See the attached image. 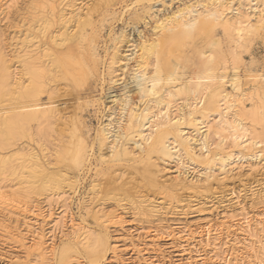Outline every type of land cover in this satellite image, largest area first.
I'll return each instance as SVG.
<instances>
[{"label": "bare ground", "instance_id": "bare-ground-1", "mask_svg": "<svg viewBox=\"0 0 264 264\" xmlns=\"http://www.w3.org/2000/svg\"><path fill=\"white\" fill-rule=\"evenodd\" d=\"M206 1L202 0L198 3L197 6L201 10L197 9L196 5H188L179 1H177L176 8H172V3H175L173 0H156V4L147 6L139 4L140 12L137 13L138 15L133 13L138 20H144V15L149 17L153 15V10L156 8L154 5L157 4L165 12L162 17L152 16L150 18L153 25L149 24V30L152 32L148 33L149 36L141 35L139 30L140 46L133 45V49H124L127 51H124L123 55L117 52L109 55L110 62L106 64V70L115 73L114 78L116 79H109V84L114 85L122 80L125 82L126 75L131 70L132 75L130 76L135 83V89L132 92L128 89L119 96L107 97L110 101L106 103L111 105L105 108L107 112H111L107 115V119L109 122L115 121V129L107 128L109 123L107 126L100 125L94 137L91 138L84 120L90 96L84 94L92 78L95 80L100 76L98 64L100 61L96 53L97 48H95L99 37L97 24L99 19H105L115 4L125 3V0H26L24 12L19 14V25L26 28H23L25 30L22 32L23 38H16L18 43L10 50L11 54L5 53L0 33V151L15 147L11 154H7L8 151L7 155L0 153V176L10 175L16 181L12 187L10 185L9 189L5 188L9 190L8 194L0 188V207L7 202L8 197L10 199L16 194H33V197L34 195L39 197L44 191L50 193L48 199L56 198L57 200L63 196L65 197L63 202L67 203L66 200H69V195L75 193L79 181L88 177L94 168L89 186L92 197H88L91 203L103 201L100 200L103 197L109 202L112 201L116 209L121 208L118 211H122L121 202L126 201L127 205L137 213L136 216H157L159 218L160 215L165 214V211L176 209L184 203V195L182 196L184 191L186 193L192 191L195 195L204 197L216 195L220 182L231 170L228 167H232L234 153H237L240 159L264 160V151L260 147L264 145V102L262 101L264 100V89L260 95L262 103L258 106L260 113L253 115V120L258 121L257 125L260 124L259 127L262 130L249 133L247 138L248 132L243 124L245 110L241 108L245 95L243 93L241 97L236 96L243 91L241 90L243 83H241L240 73L234 65L236 54L232 53L230 69L225 63L218 65V56L213 50L217 41L210 36L216 27H222L224 31H228V34H230L229 29L233 28L238 38L242 33L250 30L254 32L261 30L264 33V12L256 7L253 8L251 12L252 17H255V23L250 24V13L241 12L240 8H234L231 11L234 14L230 18L224 17V13L234 3V0ZM203 2H206L205 5ZM208 2L210 5H206ZM239 5L242 7L240 3ZM19 25L16 26L20 29ZM199 35H205L208 39L207 48L194 55L199 63V70L190 76L179 74L177 68L182 67L180 61L178 63L174 58L169 61L166 55L169 59L172 56L178 59L176 54L183 47V43ZM124 40L121 41L124 42ZM125 41L128 44L131 42L127 38ZM131 46V44L128 45V47ZM118 63H121L118 67L120 72L114 70V65ZM149 67L152 68L150 74L147 73ZM103 77L104 74L100 78ZM260 78L263 79V76ZM224 85L225 88L227 86L231 89V93L224 90ZM110 89L112 90V87ZM256 89L254 90L257 91ZM42 95H46L44 102ZM66 95L71 97L70 100L73 103V108L68 115L65 114L66 109H64L65 113L59 109L58 102V106L54 105L57 97ZM136 101L140 103V106ZM149 102L154 104L155 113L151 111ZM185 110L187 114H184ZM173 111L175 114L172 115ZM258 115L260 118L256 119L255 116ZM210 117H214L212 122L208 120ZM183 125L185 129L182 128ZM45 135L51 139L48 150L45 147L49 144H45L44 147L40 143L43 138L46 142L48 141ZM213 137L217 138L216 142L212 141ZM20 141L22 144L17 143ZM225 143L228 148L232 147L231 152L224 151ZM33 145L38 149L36 150ZM252 150L258 151L252 152ZM181 156L189 165L201 167L204 172L203 177L194 178L198 173L190 177L187 174L188 170L186 173L185 170L184 172L178 171L176 167L181 164ZM168 161L175 165L172 164L177 169L175 172L173 170L172 173H168L166 168ZM212 171H217L218 174L211 173ZM3 180L0 179V182ZM0 185H3V182ZM21 199L23 198L18 201ZM59 200L57 201L61 202ZM50 202H54V199ZM11 205L12 208L13 204ZM16 205L18 204H14L15 207ZM97 206L93 205L89 207L90 209L87 207L88 215H85L86 218L92 217L95 221L93 222L96 223L95 228H100V230L97 229L99 233L83 227L84 237L82 236L83 240L81 238L83 242L80 240L82 242L79 243L80 248L72 244L74 246L63 245L58 250L50 245V249L45 246L48 239L45 242L42 236L34 233L38 235L37 239L30 238L33 242H30L32 245L29 246L33 249L32 252L37 253L34 257H38L36 261H41L39 264H43L42 261H45L46 254L50 250L53 252L54 264H71L72 256L79 255V250H81L85 260L93 264L100 263L110 250V241L105 232L106 228H102L107 221L105 225L101 223L106 220L105 217L107 218L103 213V210L107 209L102 210ZM63 208L67 211V207ZM62 225L65 228L63 223ZM76 231L80 230L76 229ZM19 240L24 241L23 238Z\"/></svg>", "mask_w": 264, "mask_h": 264}, {"label": "rangeland", "instance_id": "rangeland-1", "mask_svg": "<svg viewBox=\"0 0 264 264\" xmlns=\"http://www.w3.org/2000/svg\"><path fill=\"white\" fill-rule=\"evenodd\" d=\"M136 1L139 2L137 3ZM177 1L184 2L187 3L188 5H193V6L195 5L197 6L198 3L202 2V0L201 1L177 0ZM177 1L175 2V0H173V2L175 3H172V8H176V6L178 5ZM242 1L243 0H239V3L242 5L241 7L238 3V0H234L233 2L236 3L235 4L232 3L230 8L228 7L230 10L228 9L224 13V17L230 18L234 14V12L231 11H233L234 8H240L239 10L241 12L246 11L247 13H250L251 15L250 19L252 22V23L250 22V24L255 23L254 21L255 17H252V12H253L252 9L256 7L264 12V0L262 1L253 0L254 2H252V0L245 2ZM25 2L26 0H0V29H1L0 33L2 34L1 40L3 43V48L5 53L11 54L10 50H12L13 47H16L18 43L16 38L17 37L19 39L23 38L22 32L25 31L24 29L26 27L21 26V24L19 25V14L21 12H24L23 8ZM206 2H203L204 5ZM123 3L124 2L122 3L119 2L118 4H115L116 6L114 5L111 12L105 17V19L103 20L99 19L100 21L97 24L98 25L97 34L100 38L99 37H98L99 39L97 38V42H96L97 45L95 44L96 45L95 48H97L96 53L98 54V60L100 61L98 62L100 76L98 79L95 80L92 78L91 80L92 82L84 94V95H89L91 98L88 99L89 106L86 108L87 110L86 113L84 114L85 115L84 120L87 126L86 130L90 133L89 135L91 138L94 137L95 131L100 127V125L107 126L109 123L110 126L108 125L107 128L110 127L111 128V129L109 128L110 130H113L112 128L115 129V125H114L115 121L114 122L110 121L111 122L110 123L108 121L109 119H107V115L111 113L110 111L107 112L105 109L108 106H111L110 104L106 103L107 101H110L109 99L107 100V97H109L110 95L119 96L121 93L126 92V90L128 89L129 92H132V90L135 89V83L131 80L132 76H130L132 75L131 70H130L131 74L128 73L126 75L127 77L125 82L122 80L114 85H110L111 83L109 84L110 81L109 79L111 78L115 79L114 78L115 73H113L112 71L107 72L106 70L107 68L106 64L110 62L109 60L110 56L114 55V53L112 52L115 53L117 52V54L123 55L124 51H127L124 49L126 48L128 50L133 49L134 48L133 45L140 46L139 39L141 35L149 36L150 34L148 33H152L151 30H149V24L150 26L153 25L152 21H150L151 20L150 18H152V16L162 17L163 13L165 12V11L163 12L162 10L163 8L157 4L156 6L154 5V7L156 8H154L153 10L152 13L153 15H151L150 17L144 15L143 16L144 20L141 19L138 20V18L135 17L136 15H138L137 13H139L141 9L139 4H144L145 6L153 5L157 3L156 0H125L124 3L125 5ZM206 5H210L209 2ZM197 9L201 10L200 7L198 6ZM158 10H162V11L159 12ZM133 13L136 15H134ZM137 21L140 22L138 23ZM16 25L21 26L20 29L17 28ZM139 30L141 32V35L138 34ZM224 30L225 29H223L222 27H216L210 33L211 38L217 41V45L214 47L213 50L215 54L218 56L217 57L218 65H222L223 63H225L226 66H228V69H230L231 67L230 64H232V60H231L232 53L234 52L236 54V60L234 61L235 63L234 65L236 68H238V71L240 73L239 75L241 78V83H243L241 84V90L243 91H240L239 95L236 94V96L241 97L243 93H244L243 95H245V98L243 99L244 101L242 100L241 108L245 110L243 116V124L245 125L244 128L248 132V135L246 136L248 138L249 133L254 132L256 130H257L256 132H260L262 130L260 129L261 127H259L260 124L257 125L258 121L256 122L253 120L254 118L253 115L260 113L258 106L260 103H262L260 102V95H261V91L264 89V83H263L264 82V33L261 30H258L256 32L250 30L242 33L240 38H238L237 35H235L236 32L233 30V28L229 29L230 34H228V31L226 32ZM229 35L230 37H228ZM125 36L127 39L131 40L129 44L126 43ZM193 38L191 40L184 42L185 44L183 43V47H181L180 51H178V53L176 54L178 59H176V57L173 56L170 57L169 59L168 56L166 55V58L169 61L172 60L173 58L175 59L176 62L180 61L182 67H178L179 69L177 68V72L185 76H190L192 73H195L197 72V70H199L200 66L199 63L195 60L194 55L198 52L204 51L207 48L208 39L206 38L205 35H199L197 37L194 36ZM8 39L10 40L8 41ZM121 40L122 41L124 40V42H122ZM230 40H232V42ZM6 41L11 43L9 44ZM115 44H117L118 46ZM130 44L132 46L128 47V45ZM120 64L121 63H118V65L117 64L114 65L115 71L120 72V68H118ZM151 65L152 63L150 64V66ZM151 70L152 68L149 67L147 69V73L150 74ZM103 74L104 77L100 78L101 75ZM260 76H263V79L260 78ZM111 87L112 90L110 89ZM254 89H256L257 91H255ZM224 90L226 92L230 91L229 93H231V89L228 88L227 86L225 88V85H224ZM256 92L258 94H256ZM70 98L71 97L67 95L64 97L63 96L57 97L56 98L57 101L55 100L56 103L54 105L58 106L59 104L58 106L59 109H62L63 112L65 111L64 109H66L65 111L66 113L65 112L64 113L68 115V112L71 110V108H73L72 106L73 103L71 102L72 100H70ZM42 101L43 102L46 101V95H42ZM262 101L264 102V100ZM137 105L140 106V103H138ZM149 105L151 107V111L152 112L154 111L153 113H155L156 108L154 107V104L152 102H149ZM253 108L256 109L254 110ZM186 112L187 110H185L184 114H187ZM173 114H175L174 111L172 112V115ZM213 118L214 117H210L208 120L212 122ZM255 118L258 119L260 118V116L259 115L255 116ZM249 119H251V121ZM253 123L254 125H252ZM184 125L186 126V124ZM184 125L182 126L183 129H185ZM248 125H250L251 127ZM252 127H254L255 129L254 128L252 129ZM185 131L187 132L188 130ZM45 136L46 139H48V141L51 140L47 137V135ZM43 139H41V141L39 139L40 143L43 146L45 144L47 145L50 143V141L49 142L47 141L48 142L47 143L45 141V138ZM216 140L217 138L214 139L213 137L212 141L216 142ZM17 143L22 144V141ZM24 143L25 141L23 140V144ZM226 143L228 144V142ZM226 143L224 144L223 147L224 151L226 150L225 152H231L233 150L232 147L229 146L230 148L229 149ZM49 146L50 144L44 147L48 150ZM263 146L261 145L260 147L261 150L264 151ZM33 147L36 150L38 149L37 147H35V145H33ZM14 149L15 147L12 149H8L7 150L8 153L6 150H2L3 152L0 151V153L1 155L11 154L14 151ZM255 151L258 150H252V152ZM197 153L200 154L199 151H197ZM202 153H204V151ZM233 155L234 156L232 159L235 160L234 161L232 160L231 162L232 167L230 166L228 167V169L231 170L227 174L226 178H224L220 182L221 184H219L217 188L218 190L216 189L217 191L215 194L217 196L212 195L214 197L212 196L204 197V196L195 195L192 191H187V193L186 191H184L182 193V196L184 195L183 197L184 203L180 204V206L176 208L177 210H180L181 213L180 211L178 212L176 209L168 210L165 211V214L163 213L162 215H160L159 218L157 216L156 217L153 216L154 218L152 216H150L151 218L147 216L144 217L141 215L136 216L137 213L134 212L129 207V205H127L126 201L121 202L123 208L122 211H118V209L121 210V208L116 209L112 201H110L111 202L110 203L108 200H106V198L103 197H101L102 199L99 198L100 200L103 201H98V202L94 201L93 202L94 204L91 203L89 198L92 196L90 194L89 186L91 184V180L93 177L94 168L92 170L93 173L91 172L89 174L90 177L89 176L85 177L86 179L84 178V180L81 179L79 181V185L75 193L72 194L73 196L69 195V200L68 199H67L68 201L66 200L67 203L63 202L65 198L63 196L59 198L60 200L57 199L61 202L55 200L56 198L48 199L49 198L48 194H50L48 191H44L43 192L44 195L43 193L39 195V197L42 196L40 198L38 197V195L37 197L35 195L33 197V194H26L28 198L26 197V195L16 194L15 197L13 196L14 200L13 197L10 199L8 197L6 202L7 204L5 203L3 204L5 206L1 205L0 207L2 208L0 209V264L37 263L38 261H36V258L38 260V257L34 258L35 256H37V253L36 251H34L35 253L32 252L33 249L29 245H32L30 244V242L32 243L33 240H36L37 239L36 237L38 235L42 236L45 242L48 239L46 242L47 244H45L47 248H50L51 245V247H54L53 249L58 250L61 247H63V245L74 246L75 244L78 245V247L80 248L79 243L83 240L82 238L83 227H86L95 233L96 232L99 233L98 230H100V228L99 227L95 228L96 223H94L95 221L92 219V217L89 215L90 218L88 216H87L88 218H86V215H88L87 213L88 210L86 211V209H88L89 207L91 208V206L93 207V205L97 206V204H98L97 206L98 208L102 210L104 208L107 209V210H103V213L105 214V216H107V218L105 217L104 219L106 220H103L101 223L105 225L106 221L107 224L109 222L108 226L107 224L105 226L102 225V228L104 229L106 228L105 232L107 233L110 241V246H109L110 250L103 258V260H101L100 263L97 264H264V255H263L264 254V160L257 161L254 158L240 159L239 158L240 156L237 153H234ZM172 164L173 162L171 161L166 162V166H167L166 168L168 169V173L173 170H174L173 172H175L178 169V171L180 172L182 171L184 172L185 170V173L187 172L186 170H188L187 174L190 177L191 176L193 177L198 173L199 175L197 174V176H195L194 178L196 177L201 178L204 175V172L202 171L201 167H193L192 165H189L184 157L181 158V164H179V166L181 167L178 166L179 168H181V170L178 167H176L177 169H175L174 167L175 165L173 164L174 165L173 166ZM213 172H215V174H218L217 171H212L211 173ZM0 179L2 180L4 179L3 181L0 182V184H2L3 182V185H0L1 186L0 188L4 189V192H7L8 194L9 190L7 189L5 190V188L9 189L10 185L12 187V185H14L16 182L15 178L13 176L4 174L0 176ZM220 191L222 194L220 193ZM18 196H21L20 198H23L21 199L22 201L21 200L18 201V199H20ZM24 198L26 199L24 200ZM53 199L54 202L57 201V203L55 202L54 204V202H50ZM187 199L190 201H188ZM207 199L208 200L211 199V200L208 201ZM10 200H12L11 203ZM46 200H49V202L48 201L46 202ZM205 201L206 202L208 201L209 203L207 202L206 204ZM21 202H23V204ZM192 203L194 206L196 204L197 205L194 207ZM11 204H13V207H15L14 204H18V205H16L17 207L13 209V207L11 208L12 206ZM62 204H64V206L67 207V211H65L66 209L63 208L64 206H62ZM189 204L190 206H188ZM112 208H115L116 210L115 209L113 210ZM9 210L12 212L10 213ZM62 213H66V214L62 215ZM114 215H117L118 217L115 218ZM146 217L150 220H148ZM108 218L109 219L113 218V219L109 220ZM81 219L83 222L80 221ZM53 220H57L59 222ZM112 222L113 224H111ZM62 223L64 224L65 228L63 227ZM83 223H85V225H83ZM55 224L56 225L58 224L57 229ZM52 225H54V227ZM76 229L80 231H76ZM30 233L32 234V237ZM34 233L38 235H35ZM41 233L42 234L44 233L43 234L44 236L41 235ZM22 238L24 239V241L21 240L20 242L19 239ZM30 238L33 240H30ZM29 248H31L32 250ZM79 251H80L79 255L75 254L72 256L70 261L71 264H76V263L93 264L85 260V256L83 255V252L81 250ZM46 255H47L46 257L49 258L45 257V261L43 260L42 263L54 264V261L52 260L54 259L53 252H50V250H48ZM40 262L41 261H39L37 264H39Z\"/></svg>", "mask_w": 264, "mask_h": 264}]
</instances>
